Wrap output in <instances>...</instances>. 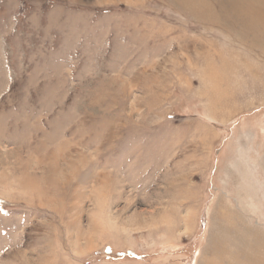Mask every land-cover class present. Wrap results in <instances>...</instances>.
Instances as JSON below:
<instances>
[{"label":"rangeland","instance_id":"1","mask_svg":"<svg viewBox=\"0 0 264 264\" xmlns=\"http://www.w3.org/2000/svg\"><path fill=\"white\" fill-rule=\"evenodd\" d=\"M0 264H264V0H0Z\"/></svg>","mask_w":264,"mask_h":264}]
</instances>
